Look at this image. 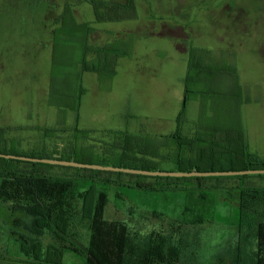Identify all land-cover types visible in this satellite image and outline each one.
<instances>
[{
  "label": "rangeland",
  "instance_id": "1",
  "mask_svg": "<svg viewBox=\"0 0 264 264\" xmlns=\"http://www.w3.org/2000/svg\"><path fill=\"white\" fill-rule=\"evenodd\" d=\"M92 1L100 2V8L94 10ZM131 2L132 11L117 12L122 19L98 21L95 11L101 18L114 17L112 4L125 5L127 0H0V128L8 141L17 144L12 153L69 156L78 129L90 132L77 139L79 157L87 159L94 154L112 161L118 156L111 150L115 138L110 132L126 131L131 136L127 165L143 159L156 171L176 172L179 159L183 166H192L195 146L200 139V144L203 142L204 132L236 125L248 152L264 160V0ZM64 12L67 15L62 19ZM85 24L92 28L87 46L118 50L126 56L115 59L111 79L104 73L81 72L83 95L76 119L67 106L75 102L77 94ZM173 42L188 45L187 52L177 53ZM93 57L90 54L87 60ZM186 59L192 63L188 75L183 68ZM220 83L241 86L242 101L237 106L228 100L230 93L220 88ZM185 86L190 95L179 115ZM175 133L191 139L194 152L177 146V141L170 139ZM5 148L9 149V144ZM50 168L53 175L61 177L75 173L53 165ZM224 180L207 179L203 185L215 187ZM121 181L126 183V177ZM171 187L182 189L185 185ZM115 191L111 188L107 193L104 221L122 224L137 238L150 233L171 236L179 244L173 264H226L225 259H233L230 222L239 200L234 192L221 193L220 188L212 192L218 203L214 218L193 225L176 221L181 198L167 211L154 215L125 197L116 203ZM80 204L70 235L86 246L90 231L80 219ZM11 208L9 203L0 204V264H40L50 246H68L55 241L38 218L22 217ZM18 216L33 227L15 226ZM258 249L257 243L240 247L244 259H250ZM62 262L82 264L71 253H66Z\"/></svg>",
  "mask_w": 264,
  "mask_h": 264
},
{
  "label": "trees",
  "instance_id": "2",
  "mask_svg": "<svg viewBox=\"0 0 264 264\" xmlns=\"http://www.w3.org/2000/svg\"><path fill=\"white\" fill-rule=\"evenodd\" d=\"M93 3V4H92ZM94 10L100 8L101 3L91 2ZM107 8V6H105ZM114 17L108 19L95 16L98 21H118L122 19L117 12H130L133 10L131 0L125 5L112 4L110 8ZM67 12L61 16L66 17ZM69 16V15H68ZM130 18V16H126ZM64 21V20H63ZM62 27L66 24L63 23ZM83 36L81 38L83 58L80 65V72L76 74L77 94L73 96L74 103L67 106L68 110L75 113L78 118V108L83 90L80 86L81 72L106 74L110 79L115 76V59L123 58L126 55L118 50L109 48L93 49L87 46V39L92 28L87 24L83 25ZM75 38V37H73ZM94 57L89 62L88 55ZM189 93L186 91V94ZM187 101L184 98L183 114ZM77 121V120H76ZM74 130L73 140L70 142L69 156L47 157L42 153H31L29 156L12 153L17 144L5 138V130L0 128V154L24 156L39 159H52L61 161H73L82 164H93L111 166L117 168H130L140 170L156 171L149 167L142 159L132 161L131 165L126 164V151L131 147V136L126 131L110 132L115 138L111 150L118 156L117 160L109 161L100 156L90 154L89 158L79 157L77 139L79 135L86 134ZM87 132L86 135H89ZM170 139L177 141V146L185 150L193 147L191 139L178 137L175 133ZM195 146L194 163L191 167L183 166L182 159L177 160L176 172H230L246 170H264V160L257 155L248 152L245 137L239 140L227 139L226 153H223V146L212 140V143L203 138ZM9 144V149L5 146ZM132 149V148H131ZM222 152V154L220 153ZM142 157L144 154H139ZM55 156V155H51ZM219 156L220 158H218ZM51 165L31 163L0 158V204H11V209L21 216L27 218H38L42 228L48 231L57 242L66 243L63 249L50 246L40 264H63L62 259L66 253L78 257L82 264H173L177 261L179 244L175 243L171 236H159L150 233L142 238H137L126 232L122 224H113L104 221L103 212L108 204L107 193L115 188L114 201L119 203L125 197L133 204H138L150 210L154 215H160L167 211L176 201L182 199L181 213L177 216L179 222L193 225H202L214 218L216 213L217 198L212 192L218 187H204L203 180L220 179V177L208 178H170V177H147L124 173L93 171L70 167H59L61 170L75 171L73 176L61 177L53 175ZM104 175L106 178L101 179ZM126 177V183L121 177ZM114 177L116 180L110 179ZM234 178L244 179L247 176H235ZM184 184L185 187L176 188L171 185ZM193 184L190 188L187 185ZM114 186V187H113ZM230 191L238 192V206L234 212V218L230 225L241 227H253L256 233L253 235L255 243L259 246L253 254L255 260H261V252L264 250V218L258 219L252 215L257 214L254 207H264V189L244 187L241 189L230 188ZM190 200H192L190 202ZM80 204V219L88 224L90 238L86 246L80 244L75 237L70 235L73 227V219L76 213V206ZM160 210H163L161 212ZM23 219V218H22ZM20 216L14 219L17 227L31 229L27 222ZM244 241V240H243ZM240 242V241H239ZM241 243L238 244L233 257L242 259L240 251ZM261 263V262H259Z\"/></svg>",
  "mask_w": 264,
  "mask_h": 264
},
{
  "label": "crops",
  "instance_id": "3",
  "mask_svg": "<svg viewBox=\"0 0 264 264\" xmlns=\"http://www.w3.org/2000/svg\"><path fill=\"white\" fill-rule=\"evenodd\" d=\"M159 36V35H158ZM173 47L175 49V51L179 54H184L187 52V46H182L180 43H175L173 42ZM184 65L185 67H183L184 69H186V74L188 75L189 73V68H191L192 63L190 61V59H186L184 60ZM224 78V77H223ZM222 81V80H221ZM220 81V82H221ZM185 84H188L189 81L186 83V81H184ZM219 86V85H218ZM220 88H225L228 89V92L230 93L228 95V100H230L231 102L234 103L235 106H237L238 101L241 102L242 101V89L241 86H239L237 83H234L233 85H226L224 83H220ZM187 87H184V91H183V101L185 96H189L190 92L186 94ZM209 95V94H208ZM195 96V95H194ZM198 96V95H196ZM210 97V96H209ZM180 112V111H179ZM179 114V113H178ZM235 121V120H234ZM218 130V131H215ZM211 132H204L203 138L206 141V143L209 141L210 144L212 143V140H214L213 142H217L218 146H223V153H226L225 149H229L226 148L227 147V143L225 142L227 139H237V134L239 135V140L241 141L243 138V134L241 133V131L236 127V125H234L233 127L229 126L226 128H213L210 130ZM191 130L188 131L189 135H191ZM193 147L190 148V153L194 152ZM222 154V152H220ZM193 164V163H192ZM195 164V163H194ZM253 176V177H251ZM235 176L232 177H220V179H225L223 183H216V187H218V189H223V192L221 193H227L230 192V188H235V189H241L244 187H248V188H254V189H264V175H247V178L244 179H238V178H234ZM251 177V178H249ZM219 178V177H218ZM251 179V180H249ZM210 187H213L212 185ZM222 191V190H221ZM235 194V197L238 199V192L237 191H233ZM254 209L256 210L257 214L252 213V215L258 219H262L264 218V207L259 205L257 207H254ZM221 232V229L218 230V232ZM256 233V229L253 227H237V226H232L231 228V232H229V235H232L235 241V251L236 248L238 246V244L241 245L242 244H251L254 245L255 240L253 239V235ZM244 240V241H243ZM240 241V242H239ZM234 253V252H233ZM224 262H227L226 264H246V262H249L250 264H264V258L261 260H255L253 258V255L250 259H236L233 257V259H225ZM261 262V263H259Z\"/></svg>",
  "mask_w": 264,
  "mask_h": 264
},
{
  "label": "water",
  "instance_id": "4",
  "mask_svg": "<svg viewBox=\"0 0 264 264\" xmlns=\"http://www.w3.org/2000/svg\"><path fill=\"white\" fill-rule=\"evenodd\" d=\"M0 158L53 165V166L87 169V170L103 171V172L124 173V174L140 175L147 177L208 178V177L264 175V170H246V171H230V172H161V171H150V170H140V169H130V168H117V167L101 166V165H93V164H82L73 161L30 158V157L6 155V154H0Z\"/></svg>",
  "mask_w": 264,
  "mask_h": 264
}]
</instances>
